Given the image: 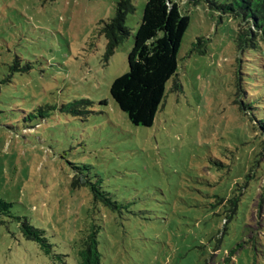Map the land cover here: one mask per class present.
<instances>
[{
	"label": "rangeland",
	"instance_id": "1",
	"mask_svg": "<svg viewBox=\"0 0 264 264\" xmlns=\"http://www.w3.org/2000/svg\"><path fill=\"white\" fill-rule=\"evenodd\" d=\"M119 1L0 0V264H82L94 231L99 264H264V41L244 4L173 0L190 18L180 88L145 128L110 89L148 0L106 57Z\"/></svg>",
	"mask_w": 264,
	"mask_h": 264
},
{
	"label": "trees",
	"instance_id": "2",
	"mask_svg": "<svg viewBox=\"0 0 264 264\" xmlns=\"http://www.w3.org/2000/svg\"><path fill=\"white\" fill-rule=\"evenodd\" d=\"M240 1L244 4L241 6L244 24L257 30V36L252 40L257 44L264 41V0ZM224 10L234 12L233 6H227ZM134 12L131 0H120L115 17L103 24L101 32L106 38V57L112 56L130 37L127 19ZM189 24V16L184 15L173 0H148L128 57L129 71L117 78L110 89L113 101L134 126L152 127L167 97L168 83L173 80V90L180 88L176 79L178 55ZM240 32L238 40L242 43L251 30L248 27ZM15 69L14 65L10 66L11 72ZM89 185L95 204L102 201L105 205H112L98 182ZM11 207L10 203L0 198V219L4 215L10 216ZM21 230L26 238L40 242L44 252L50 254L51 246L42 232L28 221L23 222ZM96 236L97 231H94L89 237L90 247L82 254V264H99Z\"/></svg>",
	"mask_w": 264,
	"mask_h": 264
}]
</instances>
